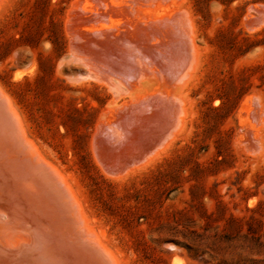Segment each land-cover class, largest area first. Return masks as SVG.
I'll list each match as a JSON object with an SVG mask.
<instances>
[{"label":"rangeland","instance_id":"obj_1","mask_svg":"<svg viewBox=\"0 0 264 264\" xmlns=\"http://www.w3.org/2000/svg\"><path fill=\"white\" fill-rule=\"evenodd\" d=\"M0 86L120 264H264V0H0Z\"/></svg>","mask_w":264,"mask_h":264},{"label":"bare ground","instance_id":"obj_2","mask_svg":"<svg viewBox=\"0 0 264 264\" xmlns=\"http://www.w3.org/2000/svg\"><path fill=\"white\" fill-rule=\"evenodd\" d=\"M0 86V264H120Z\"/></svg>","mask_w":264,"mask_h":264}]
</instances>
